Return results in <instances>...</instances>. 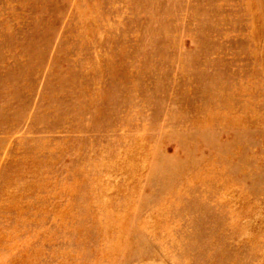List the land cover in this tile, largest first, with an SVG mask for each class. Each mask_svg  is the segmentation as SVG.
<instances>
[{
	"label": "rangeland",
	"instance_id": "obj_1",
	"mask_svg": "<svg viewBox=\"0 0 264 264\" xmlns=\"http://www.w3.org/2000/svg\"><path fill=\"white\" fill-rule=\"evenodd\" d=\"M0 264H264V0H0Z\"/></svg>",
	"mask_w": 264,
	"mask_h": 264
}]
</instances>
